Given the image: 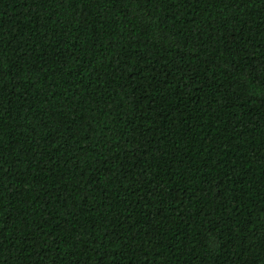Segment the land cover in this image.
<instances>
[{
    "label": "trees",
    "instance_id": "1",
    "mask_svg": "<svg viewBox=\"0 0 264 264\" xmlns=\"http://www.w3.org/2000/svg\"><path fill=\"white\" fill-rule=\"evenodd\" d=\"M0 264H264V0H0Z\"/></svg>",
    "mask_w": 264,
    "mask_h": 264
}]
</instances>
